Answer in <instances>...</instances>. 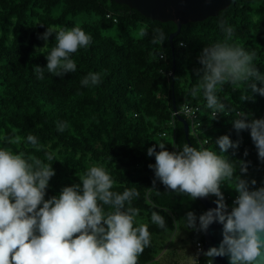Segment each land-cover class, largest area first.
<instances>
[{"label":"trees","instance_id":"trees-1","mask_svg":"<svg viewBox=\"0 0 264 264\" xmlns=\"http://www.w3.org/2000/svg\"><path fill=\"white\" fill-rule=\"evenodd\" d=\"M221 21L234 29L228 42L254 51V63L264 74V0H231L217 16L184 24L174 39V55L169 39L177 30L173 21L147 18L115 0H0V148L52 163L55 175L45 199L78 183L92 165L106 167L115 181L113 191L136 188L140 193L132 202L139 210L136 222L147 224L151 233V245L137 264H188L179 259L180 247L170 248V239H182L183 234L182 241L186 239L192 248L204 242V233L183 226L187 212L198 217L207 211L203 203L167 190L158 179L153 185L154 170L149 167L155 156H148L147 149L156 142H164L169 151L187 143L183 123L173 113L174 101L177 110L184 103L202 110L200 134L190 133L194 147L208 139V148L231 160L237 170L240 161L245 162L244 178L255 179V187L264 186V162L258 158L250 129L238 131L233 126L236 112L246 113L249 120L264 118V96L248 88L251 98L241 101L245 86L234 90L225 84L217 95L235 111L212 119L203 92L197 97L189 94L200 83L202 48L226 39ZM48 25L80 26L91 34L92 43L72 54L75 72L57 77L45 67L44 79L39 80L33 68L46 66L45 56L55 46L53 34L42 52L37 51L44 47L40 36ZM142 29L147 35H141ZM155 29L165 34L162 44L152 43ZM89 72L101 74L98 85H81ZM61 121L68 125L63 132L57 130ZM29 134L38 138L41 150L27 142ZM222 135L239 141L238 148L220 153L215 141ZM16 136L20 143L7 142ZM45 152L54 153L55 160L46 161ZM221 190L225 197L236 194L227 184ZM153 211L164 217L166 228L152 223ZM197 258L205 264V257Z\"/></svg>","mask_w":264,"mask_h":264},{"label":"clouds","instance_id":"clouds-1","mask_svg":"<svg viewBox=\"0 0 264 264\" xmlns=\"http://www.w3.org/2000/svg\"><path fill=\"white\" fill-rule=\"evenodd\" d=\"M219 26L226 39L202 48L198 57L202 66L200 83L189 93L197 97L203 92L212 119L225 111H235L217 95V89L225 84L232 85L234 90L245 86L241 101L251 98L248 88L264 96V74L254 63L256 53L229 43L234 29L225 21ZM154 32L152 43L162 44L166 38L163 30ZM53 34L55 46L45 56L46 66L33 68L39 80L44 79L45 67L57 77L75 72L77 65L72 54L92 43L91 34L80 26L48 25L40 36L45 46ZM141 35H147V30L142 29ZM45 46L37 51L41 53ZM100 82V73L89 72L81 85L96 86ZM256 82L262 86L258 87ZM176 114L192 113L184 106ZM236 116L234 128L250 129L258 158L264 162V118L249 120L244 112H236ZM67 127L63 121L57 124L60 132ZM20 140L19 136L7 138L11 144ZM27 142L37 151L42 148L32 134L27 136ZM215 144L220 153H226L230 148L237 149L239 141L222 135ZM147 155L155 156V164L149 165L154 170L153 185L158 179L167 190L191 200L216 198V207L198 217L189 211L183 218L184 228L197 233H207L214 223L222 226L219 245L199 250L195 254L196 264L200 252L206 258L205 264H214L217 257H227L229 264H264V186L255 187V179L244 178L248 171L245 162L240 161L238 172L231 160L188 143L180 150L169 151L164 142H156L147 149ZM45 160L54 161V153L45 152ZM54 175L52 163L0 148V264H137L139 255L151 245L148 225L137 224L139 210L132 206L139 191H113L115 181L106 167L92 165L79 176L78 183L64 186L58 195L45 199ZM223 184L237 193L230 209L221 190ZM151 221L166 228V221L158 212H152Z\"/></svg>","mask_w":264,"mask_h":264},{"label":"water","instance_id":"water-1","mask_svg":"<svg viewBox=\"0 0 264 264\" xmlns=\"http://www.w3.org/2000/svg\"><path fill=\"white\" fill-rule=\"evenodd\" d=\"M118 3H123L131 8L138 10L147 18L158 20L160 22L173 21L177 25V30L170 34V43L173 55L175 54L174 39L182 30V26L189 22L202 21L210 16H217L223 9L229 7L231 0H115ZM175 70V60L173 61V72ZM175 100V99H174ZM174 110H177L176 102L174 101ZM178 119L183 123L184 132L187 138V143L193 146L190 139V125L186 118L178 116ZM206 210L216 207L214 201L209 197L198 198ZM222 226L214 223L204 233V247L207 250L211 246H218L222 239ZM198 257H204L202 252ZM214 264H229L227 257H217L214 259Z\"/></svg>","mask_w":264,"mask_h":264},{"label":"built area","instance_id":"built-area-1","mask_svg":"<svg viewBox=\"0 0 264 264\" xmlns=\"http://www.w3.org/2000/svg\"><path fill=\"white\" fill-rule=\"evenodd\" d=\"M109 16V15H108ZM186 106L188 108V110L192 113L191 115H184L188 122H189V125H190V133L193 134L194 136L198 137V135L200 134V127L203 123V119H202V110L199 106L197 105H194V104H190V103H184L182 107ZM180 110H176L174 111L173 113H178ZM179 115H183V114H176V116H179ZM175 116V115H174ZM209 143L208 139H205L202 144L203 147L211 150L210 148H208L206 145ZM176 149V148H175ZM177 150V149H176ZM237 195L236 194H231V195H228V196H224L225 197V201L226 203L229 205V209L231 208L232 206V202L235 198V196ZM210 198L215 201V197L214 196H210ZM204 247V242H201V241H198L196 243V246H195V251H196V254L198 253L199 250L203 249Z\"/></svg>","mask_w":264,"mask_h":264},{"label":"rangeland","instance_id":"rangeland-1","mask_svg":"<svg viewBox=\"0 0 264 264\" xmlns=\"http://www.w3.org/2000/svg\"><path fill=\"white\" fill-rule=\"evenodd\" d=\"M42 40H43V46H44L46 42L44 39ZM214 129L215 128L213 127V130ZM181 237L182 239L185 238L183 234ZM182 239L173 236L172 239H170L172 243L171 245L172 247L170 246V248L180 247V251H179V254H180L179 259H181L180 261L187 262L188 264H193L195 261V254H196L195 248L190 247L189 242L186 239L184 241H182ZM170 264H172V262Z\"/></svg>","mask_w":264,"mask_h":264}]
</instances>
